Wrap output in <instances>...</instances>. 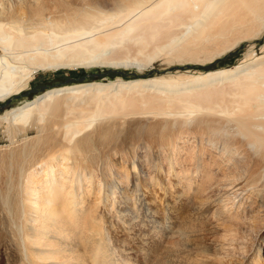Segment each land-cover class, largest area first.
I'll return each instance as SVG.
<instances>
[{
    "label": "bare ground",
    "instance_id": "obj_1",
    "mask_svg": "<svg viewBox=\"0 0 264 264\" xmlns=\"http://www.w3.org/2000/svg\"><path fill=\"white\" fill-rule=\"evenodd\" d=\"M95 4L0 20V103L37 70L209 64L264 34V0ZM242 59L202 74L56 87L0 116L12 142L0 154V264H129L131 241L145 251L153 238L137 220L143 204L165 194L213 193L194 210L224 232L212 239L220 248L235 225L264 228V56ZM259 251L248 264H260Z\"/></svg>",
    "mask_w": 264,
    "mask_h": 264
},
{
    "label": "rangeland",
    "instance_id": "obj_2",
    "mask_svg": "<svg viewBox=\"0 0 264 264\" xmlns=\"http://www.w3.org/2000/svg\"><path fill=\"white\" fill-rule=\"evenodd\" d=\"M117 1L118 0H36L32 2L31 0L29 2L27 0H0V7L5 9V13L1 15L2 17L0 16V20L5 23L8 22L9 16H16L18 13H27V11H32L30 13H33L35 10H42L43 8L42 12L44 15H47L51 11L54 12L55 10L56 12L59 10L58 13L61 14V8H66L68 6L69 9H83L93 3H96L95 7L97 10L105 12V10L108 11L107 8H115V3ZM21 10L24 12H21ZM54 18L60 21V19L62 20V15H57ZM248 53L254 56H264V34L259 36V38L241 42L232 52L223 55L209 64L204 62L196 64L191 62L181 63L180 61L178 63L174 62L173 64L172 61L168 62V59L160 57L141 71H138V68H118L115 70V68L101 66L91 69L73 68L48 72L37 70L34 73V80L24 92L5 103H0V116L6 111L17 108L24 102L33 100L35 97L52 88L91 82L107 83L113 82L116 79L123 81L147 79L172 75L178 72L202 74L204 72L228 68L238 64ZM4 125L3 123L0 124V154L8 153L12 146L10 135H8L7 130H5L6 125ZM27 136H35V132L29 130L27 131ZM22 137V134L21 136L19 135V138ZM146 140V136H143V139L142 137L140 139H136L135 137L136 142H145ZM105 150L106 149H104L103 152H105ZM201 193L200 197L203 203L207 199L214 198V194L207 192V190H201ZM223 194L224 196H222ZM167 196L172 197V195H164L165 198ZM190 196V198L184 200L178 199L179 201H175L171 198L165 199L162 196V200L160 201L159 196L158 198L155 197L156 200H154L153 203L143 204L144 208L142 207V209L146 211V215L143 216L142 211L137 220H139V222L141 219L143 220L142 223L144 226H140L142 230L149 227L150 237L153 235V240L150 239L148 242L149 244L144 247L146 251L144 255H140L139 253L135 254V252L145 251L141 249L139 244H131V241L132 253L128 255L129 264H248L256 256L257 248L260 250V264H264V228L261 224H248V222H245L241 225H235L236 227L233 230V241L230 244L231 246L220 248L214 244V241L215 239H222L224 232L213 227L212 221H215V219L209 216L205 209H202L201 215L195 212L194 207L199 204L200 197L197 196V194L193 197L192 195ZM218 196L224 200L227 198L226 193H223V191L220 192ZM149 197L151 196L148 195V199L151 200ZM233 198H229L233 204L232 209L238 207V199ZM152 226L153 228H151ZM178 234H180V236H177ZM212 239L214 241H212ZM121 242H123L122 237H118L114 242V244L118 246L119 252L124 250ZM218 257L219 259H217Z\"/></svg>",
    "mask_w": 264,
    "mask_h": 264
}]
</instances>
